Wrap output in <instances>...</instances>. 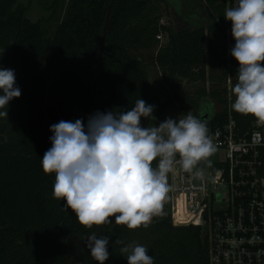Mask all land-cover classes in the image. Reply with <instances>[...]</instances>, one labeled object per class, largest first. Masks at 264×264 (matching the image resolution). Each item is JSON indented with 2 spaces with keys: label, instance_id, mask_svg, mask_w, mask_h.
Here are the masks:
<instances>
[{
  "label": "trees",
  "instance_id": "16d2710c",
  "mask_svg": "<svg viewBox=\"0 0 264 264\" xmlns=\"http://www.w3.org/2000/svg\"><path fill=\"white\" fill-rule=\"evenodd\" d=\"M47 1L39 4L52 12L51 18L34 22L18 0H0V67L15 70L21 89L20 97L9 102L8 117L0 122V264H98L86 247L93 232L109 238L105 264H128L121 248L129 244L146 246L154 264H208L201 228L173 226L165 208L146 228L129 229L116 224L114 217L111 223L88 228L71 209L62 208L63 199L53 198L55 174H45L41 167V158L51 147L47 113L50 126L76 119L86 124L85 109L110 0ZM232 6L234 0L172 4L114 0L90 115L123 112L142 98L155 106V118L142 120V125L153 126L175 101L184 100L181 81L205 84L208 80L211 86L198 92L192 114L212 127L223 122L226 81L232 77L237 82L239 67L227 40L231 21L224 17ZM164 13L173 16L171 25L161 23ZM161 35L163 44L157 39ZM150 63L162 72L168 86L153 89L147 71ZM48 87L54 89L56 114L46 104ZM230 94L234 100L232 89ZM214 105L220 109L215 111ZM233 114L242 124L255 119Z\"/></svg>",
  "mask_w": 264,
  "mask_h": 264
},
{
  "label": "clouds",
  "instance_id": "9594fccd",
  "mask_svg": "<svg viewBox=\"0 0 264 264\" xmlns=\"http://www.w3.org/2000/svg\"><path fill=\"white\" fill-rule=\"evenodd\" d=\"M224 17L231 21L235 41L230 54L239 63L231 108L264 125V0H234ZM20 95L15 70L0 67V117H8L9 102ZM154 107L139 98L123 112L96 111L86 124L76 119L50 126L51 147L41 167L45 174H55L53 198L63 199L62 208L71 209L83 226L111 223L114 217L129 229L146 228L153 216L162 215L168 174L178 166L199 177L202 172L195 169L210 163L216 148L207 122L188 112L143 126L142 120L154 117ZM109 242L95 232L87 238L98 264L108 260ZM121 252L127 253L128 264H154L142 244L126 245Z\"/></svg>",
  "mask_w": 264,
  "mask_h": 264
},
{
  "label": "built area",
  "instance_id": "2783aa9c",
  "mask_svg": "<svg viewBox=\"0 0 264 264\" xmlns=\"http://www.w3.org/2000/svg\"><path fill=\"white\" fill-rule=\"evenodd\" d=\"M227 91L226 119L207 123L210 163L195 169L199 177L170 172L162 206L173 226L201 228L208 264H264V125L239 123Z\"/></svg>",
  "mask_w": 264,
  "mask_h": 264
},
{
  "label": "rangeland",
  "instance_id": "374dc122",
  "mask_svg": "<svg viewBox=\"0 0 264 264\" xmlns=\"http://www.w3.org/2000/svg\"><path fill=\"white\" fill-rule=\"evenodd\" d=\"M51 0H48L47 3H49ZM199 3L203 2V0H197ZM40 0H18V3L20 5H22V7L25 8V14L26 16L31 20V21H38V20H49V18H51L50 16L52 15V12L50 10L45 9L43 6H41L39 4ZM45 2V1H44ZM60 2H62V4H66L67 0H60ZM169 2L172 3H176L178 2V0H169ZM180 7V6H179ZM178 8V6L176 7ZM177 13L178 10H176ZM60 16V13L56 14V18ZM173 18L172 15L170 14H163L162 19H161V23L165 24V25H171V19ZM55 19V18H54ZM52 26L55 25V21L52 23ZM228 35V43L231 46H234L235 41L233 39L232 33L230 31L227 32ZM160 44H163L165 42V37L163 35L160 36ZM147 71H148V77H149V81L153 87L154 90H157L160 86L162 85H167L166 83H164L163 81V77L164 75L162 74V72L155 67L154 65H152L151 63L147 65ZM236 81H234L232 79V77H228V80L226 81V86H230L231 89L233 88V86L235 85ZM168 86V85H167ZM211 86V83L207 80L205 82V84L201 83V82H192V81H188V80H183L180 83V92L182 94V97L184 98L183 101H175L160 117V119L158 120V122H156L154 125H158L160 122L164 121L166 118H183L184 115H186L188 112L193 111V101L194 99L197 97L198 92L204 88L206 91H208L209 87ZM46 104L49 107V109L51 110L52 114H56L57 110H56V106H55V101H54V89L53 87H48L47 92H46ZM214 109L215 111L220 109L219 106H215L214 105ZM47 125H48V132L49 135L51 136L52 133L50 132V124H49V116L50 113H47ZM3 117H0V122L2 121ZM153 125V126H154ZM162 208H164V206H162ZM165 212L167 213V211L165 210Z\"/></svg>",
  "mask_w": 264,
  "mask_h": 264
},
{
  "label": "water",
  "instance_id": "95a60500",
  "mask_svg": "<svg viewBox=\"0 0 264 264\" xmlns=\"http://www.w3.org/2000/svg\"><path fill=\"white\" fill-rule=\"evenodd\" d=\"M113 3H114V0H110L108 8H107V11H106L105 19H104V24H103V28H102V36H101V40H100V44H99V48H98V52H97V56H96V61H95L94 71H93V76H92V81H91L92 93H91L90 100H89V102H88V104L86 106V109H85L86 121H87V118L90 115V110H91V108L93 106L94 99H95V96H96V79H97V75H98V72H99V67H100L103 47H104V43H105V32H106V28H107V25H108V18H109V14H110L111 8L113 6ZM201 166L203 167V164ZM71 238H72V240L74 242L77 243V241L75 240L74 237H71ZM67 244H69V240H67ZM78 244L80 246L83 245L82 243H78ZM72 257H73V255H72ZM71 264H72V262H71Z\"/></svg>",
  "mask_w": 264,
  "mask_h": 264
}]
</instances>
